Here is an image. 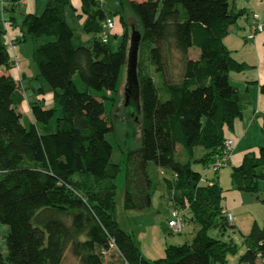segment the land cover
Listing matches in <instances>:
<instances>
[{"label":"trees","instance_id":"16d2710c","mask_svg":"<svg viewBox=\"0 0 264 264\" xmlns=\"http://www.w3.org/2000/svg\"><path fill=\"white\" fill-rule=\"evenodd\" d=\"M124 3L136 14L135 24H128L121 8L111 13L100 0H81L82 28L94 34L90 45L73 43L74 29L65 15L70 0H47L40 14L24 15L22 30L34 42L37 75L50 87L54 103L44 107L34 101L28 124L22 123L18 109L23 100L18 83L1 70L16 62L0 36V222L10 227L0 264H63L67 252L80 264H104V255L113 249L126 264H224L236 251L233 241L209 233H223L230 224L222 187L215 181L203 183L191 163L210 164L221 156L225 128L233 129L242 115L230 73L247 65L233 56L224 38L245 11H235L230 0H122L121 7ZM117 14L123 33L113 51L100 33L104 20ZM133 29L140 33L136 72L142 121L140 146L125 158L124 207L152 205L159 182L150 174L152 163L155 171L162 170L182 221L188 211L199 225L190 242L169 244L165 256L154 260L145 258L132 233L117 222L121 164L111 160L113 145L107 139L114 126L106 99L117 92L122 68L128 65ZM42 36L53 39L39 42ZM192 47L199 49L198 58L188 56ZM171 50L182 62L177 80L168 77ZM150 67L163 78L165 100ZM260 90L264 94V84ZM58 110L53 130L50 122ZM178 144L187 155L185 162L176 158ZM198 147L204 151L195 156ZM167 170L171 175L164 174ZM231 177L237 189L258 192L264 180V145L258 153H245L232 166ZM245 242L238 264H264V225L254 222Z\"/></svg>","mask_w":264,"mask_h":264},{"label":"rangeland","instance_id":"374dc122","mask_svg":"<svg viewBox=\"0 0 264 264\" xmlns=\"http://www.w3.org/2000/svg\"><path fill=\"white\" fill-rule=\"evenodd\" d=\"M3 1V4H2ZM4 1L8 3L11 0H0V12H4ZM43 5L38 9L40 14L47 0H41ZM103 7L107 12L113 13L120 8L123 9V13L126 16L129 25L136 23V14L126 6V3L122 6V0H100ZM140 1V0H139ZM241 1V5L247 7V13L242 14L238 19V24L241 26L242 33L247 32L249 29L250 16L254 12L253 7L257 6L259 0H238ZM231 2V0H230ZM41 3V2H40ZM71 5L65 7V14L67 21L75 28V34L73 37V43L75 46L85 44L90 45L91 41H87L91 34L83 30L81 27L79 18L74 12L71 11ZM71 12L73 13L71 15ZM16 16L17 25H11L10 14L6 15V26L8 32L6 35L13 37V49L10 51L11 58L16 62L10 69L2 68L4 72L11 73L19 85V89L23 95V100L18 106L19 111L22 113L21 121L24 124H28L33 121L30 106L34 101H40L44 107L54 106L51 98V90L45 80L41 76L37 75V67L32 58V50L34 42L27 34H24L23 27V7L18 5L16 11L11 12ZM112 17L115 18L116 15ZM134 27V25H133ZM251 28L248 33H251ZM13 31H16V35L21 36L20 40L15 39ZM131 30L129 28V34ZM24 35V36H23ZM108 46L111 50L118 49L122 41V32L114 33L109 31L108 33ZM242 35L230 34L226 37L225 43L232 50L233 56L239 60H247L250 63L258 61V52L252 42L249 41L244 44ZM3 41L8 40L6 36L2 37ZM52 37L42 36L39 38V42L46 40H52ZM251 42V43H250ZM200 51L198 48L192 47L189 50L188 56L191 58H198ZM168 64V77L172 80H177L181 76L182 62L180 60V54L177 51L171 50L169 53ZM247 66L239 72L245 73L252 72L250 69H254L253 65L249 63ZM257 69V68H256ZM154 76L155 81L159 89V97L161 100H165L168 97L166 91L162 88V77L158 72H153L152 67L149 69ZM231 83L239 88L240 99L245 106L242 115L244 120V130L242 134H233V129L225 128L226 138L232 139L234 142V155L243 154L249 148H255L258 144H264V129L261 125L264 120V95L260 90V87H250L249 93L245 91V86L239 83L235 79L236 72L231 73ZM76 77V75H75ZM128 66L125 65L122 68L121 76L117 92L112 98L106 99V109L111 124L114 126V130L107 134V139L113 145V154L111 160L113 162H119L121 164V170L117 176V192L115 196L116 200V219L118 224L125 230L130 231L133 235V239L145 258L154 260L165 256V249L169 244H183L190 242L199 228V225L189 217V212L185 213L187 218L184 217L182 221V231L178 232L168 227V219L172 208L175 207L171 200L170 193L167 190L163 175L161 171L150 164L149 171L154 180H158L157 187L153 192L152 205L143 210L126 209L124 207V190H125V158L129 151L138 148L140 146L141 136V121L142 116L137 105L125 106V92L128 87ZM76 81L82 88V84L76 77ZM160 81V82H159ZM100 94H108L107 91L98 92ZM262 96L260 99L259 96ZM255 110V113L252 112ZM134 112V116L132 114ZM61 111L58 110L55 117L51 120L50 125L52 129H55L56 117L60 116ZM242 115L235 119L234 123L240 121ZM134 117V118H133ZM243 121V119H242ZM235 126V124H234ZM242 127V128H243ZM244 132H246L244 134ZM179 147L181 145L178 144ZM182 149V147H181ZM199 149V148H198ZM197 156L199 150H196ZM176 158L181 161L187 160V155L177 151ZM194 170L201 172V181L207 183L209 181H215L222 187L223 206H226L227 212H231L233 219L229 220L227 228L221 233L218 229H211L209 233L217 236L226 241H233L236 244V251L229 253L224 264H238L239 257L246 251L245 236L250 231L252 222L258 220L263 222L264 218V180L259 182V191L245 192L236 188L232 181L231 170L232 164L227 162L226 165L216 168L213 162L210 164H204L201 161H194L191 163ZM154 167V168H153ZM167 176L171 173L167 170ZM185 210V207H181ZM184 212V211H183ZM226 212V213H227ZM183 215V214H182ZM235 220V221H234ZM235 222V226L232 223ZM9 225L0 222V252L2 254L7 253L6 236L9 233ZM104 264H125L120 254L113 249L109 254L103 257ZM63 264H80L78 260L67 252ZM221 264V263H218Z\"/></svg>","mask_w":264,"mask_h":264},{"label":"crops","instance_id":"0c3cea01","mask_svg":"<svg viewBox=\"0 0 264 264\" xmlns=\"http://www.w3.org/2000/svg\"><path fill=\"white\" fill-rule=\"evenodd\" d=\"M231 1H232V4L234 5L235 11L243 9L247 13V7L241 5V1H238V0H231ZM70 2H71V8L70 9L72 12H74V14H76L78 16L81 27H82L83 22H84V16L81 13V0H70ZM46 3H47V1H46ZM18 5L23 7V13L22 14L25 15L26 13L37 14L38 9H40V7H42L41 5H43V3L41 0H11L10 2L8 1V3L4 1V7H3L4 12H2V13L0 12V36L1 37L6 36L7 39L11 40V41L13 40V37L6 35V32H8V28L6 26L7 23H6L5 17L7 15V13H9L10 19L12 22L11 25L16 26L17 25L16 16L14 13H11V12L16 11V8H18ZM253 9H254L253 13H258L260 15V21H261L262 26H263L262 31L258 32L253 38H249L248 35L250 33H248V32H249L250 27L253 24V18L251 15L250 21H249V29L247 32H243V33L241 32L242 29H241V26L238 24V20H237V22L230 27L229 33L224 38V42H225V39L228 35H230V34L235 35L236 34V35H242L243 36L242 38H243L244 44L249 42V41H253V40L255 41V43L254 42H252V43L250 42V43H251V45H254L255 49L258 52L259 56H258L257 62L252 64V63L248 62L247 60H244V59L239 60L234 56L237 60L243 61L245 64L249 63L250 65H253L254 69H250V70H252V72L246 71L245 73H243V72L234 71V72H236V75H235L236 81H238L239 83H242V85L245 86V91L247 94L249 93L250 87H253V86L254 87H257V86L260 87L262 84H264V0H259V2H257V6L255 5V7H253ZM72 12H71V15L73 14ZM116 16H117L116 17V23H115V27H114L113 31L116 34L120 33V32L123 33V26L119 20V14H117ZM70 26H71V24H70ZM71 27L74 29V33H75V28L73 26H71ZM13 35H15L14 36L15 39L20 40L21 36L19 34L16 35V31L15 32L13 31ZM93 38H94V34H91V37H89L87 41H92ZM5 73L7 74V72H5ZM231 73H230V81H231V76H232ZM233 86H235V85H233ZM235 87L237 88V90L239 92L238 86H235ZM51 98H52V93H51ZM259 98L261 99L262 96L260 95ZM241 104H242V110L244 112L245 106H244L242 100H241ZM252 112L255 113V110H253ZM244 118L245 117H243V115H242L241 120L240 121L238 120L236 123H234L235 126H234V130H233V134H236V135L242 134V131L244 130L243 124H244V122H246V119L244 120ZM242 119H243V121H242ZM263 124H264V120H262V122H261L262 127H263ZM245 133L246 132H244V134ZM261 145H264V144H258L257 147H255V148H249L243 154L234 155V153H233L234 151H231L229 156H228L227 162L230 161L232 166H237L242 162L245 153H247L249 151H254V152L258 153L259 146H261ZM198 148L195 149V156H197L196 150H199V153H202L204 151L202 148H200V147H198ZM176 150L179 152H182L181 147H179L178 145H177ZM160 171L162 172V170H160ZM164 174L166 175V173H164ZM223 195H225V194H223ZM224 208L226 209L225 205H224ZM173 209H177V208L174 207V208H172V210ZM179 212H181V210ZM181 215H182V212H181ZM171 218H173L172 215H170L168 222ZM185 218H187V217H185ZM232 219H233V215H232ZM254 222L258 223L260 226H263L264 225V218H263V222H258V220H254L252 222V225ZM232 225L235 226L236 225L235 222H233ZM168 227H170V226L168 225ZM170 229H171V227H170ZM110 264H113V263H110ZM258 264H260V262Z\"/></svg>","mask_w":264,"mask_h":264},{"label":"built area","instance_id":"2783aa9c","mask_svg":"<svg viewBox=\"0 0 264 264\" xmlns=\"http://www.w3.org/2000/svg\"><path fill=\"white\" fill-rule=\"evenodd\" d=\"M3 4V1H2ZM252 18H253V24H252V28H251V33L248 35L249 38H253L258 32H261L263 29L262 23L260 21V15L258 13H253L252 14ZM115 18L112 16H108L104 22H103V29L100 33L101 35V40L104 42H107V38H108V33L109 31H112L115 27ZM6 46L8 48V50H12L13 49V43L11 40H5ZM234 147V142L232 139L226 138L225 143H224V151L223 154L221 156H219L214 162L213 164L215 165V167L218 169L223 165L227 164L228 161V156L230 154V152L232 151ZM209 184H212V181L208 182ZM223 212L226 214V216L228 217L229 220L232 219V213L231 212H227V210L224 208ZM227 212V213H226ZM171 215L173 218H171L168 222V225L174 229L175 231H181L182 230V218L180 216V212L177 209L172 210Z\"/></svg>","mask_w":264,"mask_h":264},{"label":"water","instance_id":"95a60500","mask_svg":"<svg viewBox=\"0 0 264 264\" xmlns=\"http://www.w3.org/2000/svg\"><path fill=\"white\" fill-rule=\"evenodd\" d=\"M140 40V33L135 29L132 30L131 34V46L129 48V58H128V87L125 92V106L129 107L134 105L139 107V82L136 72V63L138 55V44ZM134 116V112H132Z\"/></svg>","mask_w":264,"mask_h":264}]
</instances>
